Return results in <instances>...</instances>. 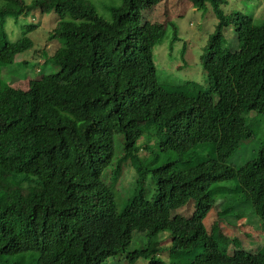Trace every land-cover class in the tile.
I'll list each match as a JSON object with an SVG mask.
<instances>
[{"label":"trees","instance_id":"trees-1","mask_svg":"<svg viewBox=\"0 0 264 264\" xmlns=\"http://www.w3.org/2000/svg\"><path fill=\"white\" fill-rule=\"evenodd\" d=\"M163 1L98 0L107 18L92 0H0V66L32 50L29 34L40 26L11 43L8 19L55 14L50 39L64 44L50 59L58 78L31 80L24 91L0 77V120L9 123L0 129V264H102L125 252L135 231L156 237L164 230L172 233L170 264H219L223 252L204 220L222 199L223 182L235 183L229 190L252 205L264 228V147L238 169L227 164L253 136L245 115H264V23L226 14L229 0H186L198 9L210 4L217 25L200 59L205 83L188 81L183 90L160 82L154 60L168 24L146 32L141 22L143 10ZM231 27L243 42L235 52L226 46ZM177 34L173 25L171 47ZM200 146L210 148L202 160L193 157ZM162 153L171 158L160 162ZM130 159L136 175L125 186ZM192 200V218L174 221ZM233 229L239 236L241 228ZM153 252L129 258L165 264ZM223 264H264V244L236 250Z\"/></svg>","mask_w":264,"mask_h":264},{"label":"rangeland","instance_id":"rangeland-1","mask_svg":"<svg viewBox=\"0 0 264 264\" xmlns=\"http://www.w3.org/2000/svg\"><path fill=\"white\" fill-rule=\"evenodd\" d=\"M30 4L32 0H24ZM97 4L98 0H92ZM99 12L109 18V14L104 12L99 5ZM226 14L233 12H242L253 16L254 24L264 23V0H229V4L223 7ZM50 18H46V17ZM55 14L39 15L30 14L21 17L17 21L8 19L7 32L9 42L15 43L27 34L28 27L31 24L40 26L29 36L35 42V47L22 55L7 60V65L0 66V77L4 84L18 86L24 91L29 90L31 80H53L58 78L60 67L53 64L50 59L56 51L64 46L60 39H50V28L52 18ZM55 20V19H54ZM142 26L146 32L151 25L156 23H167L168 32L163 41L154 47V60L158 68V77L163 85H179L183 90L187 89L188 81L198 82L203 85L206 81L205 74L201 68L200 59L204 53L208 39L216 30L217 18L213 7L208 4L205 9H198L186 0H167L157 6L143 10L141 12ZM54 23V22H53ZM173 25L177 28L178 34L174 45L171 47L173 37ZM144 30V32H145ZM229 51H238L243 42L237 38L235 29L230 28L226 34ZM245 40V39H244ZM184 47L186 50L184 51ZM178 76V77H177ZM172 90V89H171ZM34 103V102H33ZM246 123L253 131V136L240 144L234 153L228 158L227 164L236 169L247 164L254 159L260 149L264 147V115L252 112L245 115ZM9 123L0 120V129L5 131ZM154 149V148H153ZM119 146L116 145V155L118 158ZM210 154L209 146H200L195 150L193 157L202 160ZM170 155L162 153L160 162H166ZM136 162L130 159L124 166L121 180L125 186H129L134 181L136 175ZM150 187L148 196L152 197L155 192V186L151 180L147 182ZM234 182H223L222 187H226L222 199L217 198V203L209 212L204 220L207 231L216 236L221 241L223 256L217 262L223 264L225 258L230 256L236 250L258 251L264 244V230L262 224L252 210L246 214L245 208L247 201L238 193H232L229 189L234 186ZM132 191L127 190L123 196L127 199ZM221 195V194H220ZM224 202L220 207V203ZM124 204L118 203V210L121 211ZM195 210V201H191L186 207L172 215L175 221L190 219ZM225 214L226 222L219 217V214ZM222 219V220H221ZM242 224L244 225L242 227ZM230 225V226H229ZM233 228H241L236 243L227 241L228 238H235L236 231ZM245 231V232H244ZM171 230H164L156 237H150L148 233L135 231L130 245L125 252L118 256L110 257L102 264H149L151 258H139L131 261L129 255L139 249H153L154 257L162 261H172L170 254L172 249ZM191 260V259H190ZM174 262L180 263L179 258Z\"/></svg>","mask_w":264,"mask_h":264},{"label":"clouds","instance_id":"clouds-1","mask_svg":"<svg viewBox=\"0 0 264 264\" xmlns=\"http://www.w3.org/2000/svg\"><path fill=\"white\" fill-rule=\"evenodd\" d=\"M190 203V202H189ZM195 209H196V205H195ZM179 210H181V209H179ZM179 210H177V211H179ZM252 210V212H255V210H254V208L252 207V205L250 204V203H246V208H245V211H246V214H248L250 211ZM177 211H175V212H177ZM175 212H173V214L172 215H174V213ZM194 212H195V210H194ZM194 215V214H193ZM219 217L221 218L222 217V213L221 214H219ZM192 218V217H191ZM225 218H226V216H225ZM223 219V223H225L226 222V219ZM259 218V217H258ZM222 220V219H221ZM175 221V220H174ZM184 221V220H183ZM230 226V225H229ZM244 225L242 224V227H243ZM263 230H264V228H263ZM245 232V231H244ZM147 233V232H146ZM149 234V233H148ZM211 237H213L216 241H217V243H221V241H219V240H217V238H216V236H213L212 234L210 235ZM238 238V236L237 235H235V238H232V239H229L228 238V240L227 241H231V242H233V243H236V239ZM219 246H220V244H218ZM220 248H221V250H222V247L220 246ZM260 248H262V246L260 247ZM259 248V249H260ZM151 249V248H150ZM153 250V249H152ZM136 251V250H135ZM154 252L153 253H155V250H153ZM253 251V250H252ZM223 252V251H222ZM154 257V256H153ZM142 258V257H141ZM150 258H152V257H150ZM153 260H156V261H159V262H162V263H165V264H170L172 261H167V262H165V261H162V260H160V259H158V258H156V257H154V259ZM152 260V261H153ZM149 263H150V261H149Z\"/></svg>","mask_w":264,"mask_h":264}]
</instances>
